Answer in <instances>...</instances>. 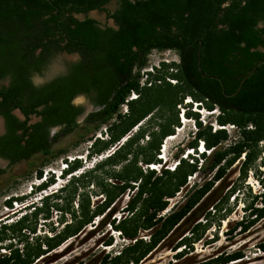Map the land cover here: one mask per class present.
I'll list each match as a JSON object with an SVG mask.
<instances>
[{"label":"trees","instance_id":"obj_1","mask_svg":"<svg viewBox=\"0 0 264 264\" xmlns=\"http://www.w3.org/2000/svg\"><path fill=\"white\" fill-rule=\"evenodd\" d=\"M110 1L0 0V78L10 76L8 85L0 87L5 120L0 156L12 165L35 162L39 154L42 161L34 175L42 177L43 165L67 151V146H52L60 134L79 129L73 142L77 144L88 131L106 124V136L90 135L88 155L113 146L90 167L81 168L79 157L61 158L67 161L65 172L80 171L40 205L0 222V264H34L95 221L99 228L108 223L126 242L89 264H141L161 244L174 250L175 258L185 257L231 210L228 201L234 187L220 195L227 170L237 162L244 178L264 153V0H116L109 9ZM93 9L105 11L114 24L89 15ZM154 49L173 50L178 58L161 59L146 69ZM60 50L77 51L79 58L63 75L34 85L30 74L43 69ZM131 90L136 96L127 99ZM77 93L103 105L88 112L83 124L75 119L82 105L71 102ZM186 98L199 102L198 107L217 108L219 126L203 122ZM182 105L185 115L194 118L195 129L186 145L195 154L182 156L183 147L175 152L178 160L172 167H150L149 163L162 162L161 144L180 125ZM15 107L25 119L12 113ZM30 113L41 119L28 123ZM55 124L60 128L49 140V126ZM227 124L233 125L234 134ZM200 143L205 151L198 152ZM5 171L0 167V175ZM53 179L51 174L49 181ZM90 184L96 188L90 189ZM182 190L181 199L163 212ZM126 191L123 213L111 217L116 199ZM93 193H101L103 199L91 203ZM23 197L9 195L5 203ZM51 209L59 211L61 227L50 225L52 233H35L39 219L47 222ZM244 210L230 232L238 234L264 221V191L253 193ZM112 242V235L104 240L106 245ZM255 246L264 251V239ZM243 256L234 248L189 264H222Z\"/></svg>","mask_w":264,"mask_h":264},{"label":"rangeland","instance_id":"obj_2","mask_svg":"<svg viewBox=\"0 0 264 264\" xmlns=\"http://www.w3.org/2000/svg\"><path fill=\"white\" fill-rule=\"evenodd\" d=\"M106 6L109 9H113L116 6V0L108 2ZM88 14L99 19L100 21L107 20L105 11L103 10L93 9L90 10ZM77 15L79 17L83 16L81 13ZM58 58L63 59L64 57L60 54ZM177 58L178 56L173 50L166 49L161 51L154 49L148 56V64L146 65V69H150L151 64L156 63L158 60H171ZM54 66L57 67V58L52 60V65L49 66V69L53 68ZM142 81H144V75L141 77V82ZM184 109L187 108H184L183 105L179 108L180 125L178 128H174L173 137L167 138L165 142L163 140L165 143L163 150L165 151L166 156L169 158L168 162L171 164L173 163L175 152H180V149H183V147L184 150L182 153L185 154L187 152L186 143L191 140L192 130L195 129L193 117L191 118L185 115L183 122H181L180 114ZM191 109H195L194 104H192ZM203 112L206 114L205 111ZM201 118L203 119V122L209 119H214L211 117V114H207L206 117L202 116ZM105 125L106 124H102L94 131H88L85 135L87 137L79 140L77 144H73V142L79 138V129H75L74 131L64 135L60 134L52 146L54 148L67 146V151L43 165V176L50 168L58 169L59 162L62 157L66 155L74 157L78 154H84L86 148H88L89 143L92 140L90 135L93 132L94 135H98L99 132L104 131ZM214 125L218 126L217 123H214ZM226 126L230 134H234L233 125L227 124ZM101 134L102 136H106V133L104 132ZM145 138L146 137H144L143 141ZM161 153L162 150L160 149L159 154ZM104 155V153L103 155L101 154V156ZM41 158L42 156L37 154L34 158L35 162L23 160L13 165L7 166L5 173L0 175V222L10 221L12 219L11 217V219L9 218L11 210L8 209V206L6 207L7 204L5 203V198H7L9 195L23 196V194L29 191L31 185L37 182V179L34 175V169L40 165L42 161ZM96 159H99V156L96 155ZM262 160L264 161V153H262V155L256 160L255 166L258 168L257 171H255V166L252 167L248 170L247 175L244 178H242L239 174V164L237 162H235L227 170L223 178V183H226L227 185L220 195L226 191L227 187H234V191L230 194L228 201V206L231 208V210L226 214L225 218L220 220L219 225L217 222H214L211 227L205 231L202 238L194 243L193 249L187 252L185 257L182 256L181 258H175V251L171 250L167 245L161 244L155 248L142 261L141 264H189L195 260L211 257L217 253H220L221 251L232 250L234 248H240L244 253V256L237 260H232L222 264H264V251L259 250L255 246L258 241L264 239V221L257 222L248 230L238 234H235V231L230 232L228 230L233 225L235 220L241 218L245 212L244 205L251 201L252 194L261 190L264 191V162L262 163ZM139 163L142 164V162ZM91 165V163H87L85 167H90ZM158 167L160 166L158 165ZM79 171L80 170H77L75 172L77 173ZM256 173L259 176H257ZM200 175L202 174L199 173L196 176H192L190 178V184H192L195 180H198ZM108 180L113 181L112 178H108ZM89 187L90 189L96 188V186L92 187L91 184ZM184 192L185 190L177 192L174 197L170 198L169 203L172 205L175 201L181 199ZM127 198L128 192L126 191L123 195H120L116 199L114 204L116 208L111 217L115 215L118 217L121 213H123L122 207L125 205ZM102 199L103 197L101 196V193L91 194V203H96ZM58 215L59 211L51 209V217L47 222H42L43 219H39L35 233H52L49 228L50 225H53L56 228L61 227L62 223H59L57 217ZM66 216L68 219V214ZM95 223L96 221L92 224H88L78 235L68 238L67 241L60 244L51 252L41 256L38 260H35L34 264H74L77 261H82L83 263L89 264L92 259L97 258V255L107 251L114 252L126 242V239L118 234L119 231L114 230L108 223L101 228L94 227ZM141 234L143 236H147L148 231L143 230ZM110 235H112L113 242L109 245H106L104 240Z\"/></svg>","mask_w":264,"mask_h":264},{"label":"flooded vegetation","instance_id":"obj_3","mask_svg":"<svg viewBox=\"0 0 264 264\" xmlns=\"http://www.w3.org/2000/svg\"><path fill=\"white\" fill-rule=\"evenodd\" d=\"M107 22L109 24H111V25L114 24V21H113V19L111 17L107 18ZM60 54L64 57L63 59L58 58V56ZM55 56L57 58V67L54 66L53 68L49 69V66L52 65V60L56 59ZM78 58H79V53L77 51L60 50V51L56 52L54 55H52L50 57L49 61L46 62V64L43 67V69H41L40 71H33L30 74V79L32 80L34 85H40L43 82L51 80V79H53L54 77H56L58 75H63L64 73H66L69 70L70 65L74 61H76ZM9 80H10V76L9 75H6L5 77L0 78V87L2 85H8ZM82 98H84V99H82ZM71 102L73 104H75V105H82V107H83L82 111L80 113H78L76 118H75L76 121L79 122L80 124H83V120H84V118H85V116L87 115L88 112L93 111V110H97L98 108L103 106L102 104H94L90 100V98L88 97V95L86 93H77L75 96H73V98L71 99ZM88 106H91V108L83 116H81L85 112V109ZM12 113L15 116H17L19 119H25L26 118V115L18 107L13 108L12 109ZM39 119H41V116L39 114L30 113L27 122L28 123H33L35 121H38ZM59 128H60L59 124H55V125L49 126V129H48V139L49 140H52L53 136L57 133ZM75 129H77V128H75ZM75 129H73L72 131H74ZM18 131H20V130L18 129ZM4 132H5V120H4V117L0 114V135L3 134ZM69 132H71V131H69ZM69 132H67V133H69ZM64 134H61V135H64ZM25 161H28V160H25ZM9 165H10L9 164V159L3 158V157L0 156V167H7Z\"/></svg>","mask_w":264,"mask_h":264},{"label":"clouds","instance_id":"obj_4","mask_svg":"<svg viewBox=\"0 0 264 264\" xmlns=\"http://www.w3.org/2000/svg\"><path fill=\"white\" fill-rule=\"evenodd\" d=\"M158 63H159V60L156 63H154V64H158ZM201 108H203L204 111H207L206 114L203 112V114L205 115V117H206L207 114L208 115L211 114V117H213L214 119L213 120L209 119V120H211V122H213V126H215L214 123H217L215 121V115L218 113V110L216 108L208 109V108H206L205 106H202V105H201ZM199 117L201 118L202 116L199 115ZM192 132H193V130H192ZM103 153L106 155V154H108L110 152H108V150L106 149L105 151H103ZM88 154H89V152H88V149L86 148V151H85L84 154H78V155H75L74 157H77L79 155H82L84 157H87L89 159V161L92 162V165L91 166H93V164H95L98 160L104 158V156H105V155L104 156H99V159H96V155L97 154H93V155H90V156ZM194 154H195V152H194ZM181 155L184 156V157H188V156H186L187 154H183L182 152H181ZM66 157H67L68 161L73 160V158H74V157H71L70 155H66ZM167 160H169L168 157H167ZM177 160H178V158L177 157H174L172 164L170 162H167V164H164V165H166V166H173L177 162ZM66 162L67 161H65L63 159H61L60 162H59V168L57 170H60L62 172V175H61V179L58 180V181H56V183H55V186L57 185L58 187H56V188L53 187V188H50V189L48 187H46V185H48L49 183L54 182L56 180L54 178V174L50 171L51 168L46 171V173L44 174L43 178L42 177H36L37 182H35L34 184L31 185V187H33L32 192H29L28 191L29 193L26 192L25 194H23L24 197L21 199V203L23 204L24 207H23L22 211L20 212V215L23 212H25L26 210H32L36 205H40L42 199L45 196H47L46 193H50L51 194L52 192L57 191L59 188H61L63 185H65L69 181V179L71 177V174L72 173H75V171H77V170H74V171H66L65 172V170L68 169V167L65 168V169H63L62 166L64 164L67 165ZM82 167H84V164H83ZM51 174H52V176H53L54 179L52 181H49V176ZM44 179H46V181H43ZM39 180H42L43 182H47V184L45 186H43V187L38 188L37 186H39V185H37L36 183H38ZM27 206H29V207H27ZM14 217H16V216L15 215H12L11 216L12 219Z\"/></svg>","mask_w":264,"mask_h":264},{"label":"built area","instance_id":"obj_5","mask_svg":"<svg viewBox=\"0 0 264 264\" xmlns=\"http://www.w3.org/2000/svg\"><path fill=\"white\" fill-rule=\"evenodd\" d=\"M141 83H143V81H142ZM134 96H136V92H135L134 90H131L130 94L127 96V99H129V98H131V97H134ZM127 99H125V101L121 104V109H122L123 112L127 110V103H126V100H127ZM101 133H102V132H99L98 135H100ZM104 133H105V132H104ZM101 136H102V134H101ZM112 147H113V146H111L109 149H107L108 152H110V151L113 150ZM101 154L103 155V152L98 153L97 155H98V156H101ZM170 206H171V204H170L167 208H165V209L163 210V212H165L167 209H169Z\"/></svg>","mask_w":264,"mask_h":264},{"label":"water","instance_id":"obj_6","mask_svg":"<svg viewBox=\"0 0 264 264\" xmlns=\"http://www.w3.org/2000/svg\"><path fill=\"white\" fill-rule=\"evenodd\" d=\"M91 108V106H88L86 109H85V112L81 115L83 116L89 109ZM5 161V160H4Z\"/></svg>","mask_w":264,"mask_h":264},{"label":"bare ground","instance_id":"obj_7","mask_svg":"<svg viewBox=\"0 0 264 264\" xmlns=\"http://www.w3.org/2000/svg\"><path fill=\"white\" fill-rule=\"evenodd\" d=\"M173 137V135H171Z\"/></svg>","mask_w":264,"mask_h":264}]
</instances>
